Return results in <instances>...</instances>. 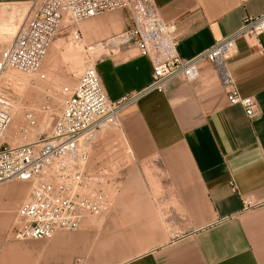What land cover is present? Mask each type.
Here are the masks:
<instances>
[{
	"label": "crops",
	"instance_id": "crops-1",
	"mask_svg": "<svg viewBox=\"0 0 264 264\" xmlns=\"http://www.w3.org/2000/svg\"><path fill=\"white\" fill-rule=\"evenodd\" d=\"M30 1L0 0V5ZM155 3L162 17L177 23L183 58L264 11V0ZM113 12L82 27L88 40L115 32L90 46L107 94L117 100L143 90L153 67L133 43L114 42L131 20L127 10ZM228 65L240 93L257 100V115L249 117L242 106L229 103L207 61L197 80L175 77L164 91L145 93L122 111L115 127L119 139L107 131L97 134L99 129L86 142L89 169L120 166L118 175H109L105 186L113 192L112 204L97 223L93 216L90 227L86 220L80 230L57 231L41 255L9 242L0 264H32L30 257L38 264L42 257L47 264H264V35L256 44L240 37ZM246 196L261 204L243 209ZM8 202L0 199V212L6 211L0 215H8L9 222L18 203L14 195Z\"/></svg>",
	"mask_w": 264,
	"mask_h": 264
},
{
	"label": "built area",
	"instance_id": "built-area-1",
	"mask_svg": "<svg viewBox=\"0 0 264 264\" xmlns=\"http://www.w3.org/2000/svg\"><path fill=\"white\" fill-rule=\"evenodd\" d=\"M30 3L25 22L0 50V184L31 183L28 198L17 210L13 228L16 240H45L57 231H76L89 217L107 210L110 202L105 185L110 174L106 169L88 168L86 142L103 127H119L126 107L145 93L164 91L170 79L197 80L202 61L215 67L230 104L242 106L249 117L257 115V100L240 93L228 61L237 53L240 37H249L256 44L264 35V11L246 16L224 39L191 58H183L177 50V23L162 17L155 0H31ZM118 10L128 11L131 24L113 40L122 44L131 42L141 55L149 57L153 67L150 83L141 91L112 100L96 64H89L77 84L63 87V107L51 133L26 143L11 144L6 134L13 121V101L1 87L3 74L9 69L39 72L62 29L70 30L74 40L80 42L82 32L76 28L78 22ZM25 117L30 125L36 124L33 111H26ZM260 204L250 196L243 197V209Z\"/></svg>",
	"mask_w": 264,
	"mask_h": 264
},
{
	"label": "rangeland",
	"instance_id": "rangeland-1",
	"mask_svg": "<svg viewBox=\"0 0 264 264\" xmlns=\"http://www.w3.org/2000/svg\"><path fill=\"white\" fill-rule=\"evenodd\" d=\"M30 5H31L30 2L26 3V4H15V5H9V6H1L0 5V50L2 47L7 46L12 41V39L14 38L19 27L22 25V23L25 22L28 14L30 12V8H31ZM111 13H114V12H108V13L98 15L95 17H91V18H88V19H85V20L78 22L76 24V28H79L82 31V37H81L82 39L80 40V42H76L74 40V37H73L72 33L70 32V30H67L66 28L62 29V31H60L58 33V35L55 37V39H54L53 43L51 44V46L48 50V53H47L48 55L52 52L56 53L55 55L57 56V58L55 56L56 59H54L53 62L56 63L57 59L59 61H57L58 63H56V64L54 63L55 65L53 64V62L49 65L44 64L46 58L48 57V55H46L47 57H45L39 72L26 73V72H23V71H20L17 69H9L7 71V73H9V71H10L9 74L4 73V75H3L4 80L2 78L3 83H1L2 84L1 87L12 98L13 112H14L13 120L15 118H17L16 115H18V112H16V108H19L21 106L20 107L21 108L20 109V111H21L20 120L21 121H18V123L20 122V127L21 126L22 127L20 129V132H18V134H20L22 139L24 138L23 139L24 141H22V139L20 137L21 142L19 139V142L15 143V144L33 141L40 136H48L51 133V130L53 128V125H54V122L57 118V115H59V113L61 112L62 107H63V94H62L63 87L66 85L74 86L75 84H77L79 77L83 73L84 69L89 64H95L96 63L98 55L96 53L95 48L90 46V45H94L93 44L94 42H96V41L98 42L102 39L108 40L115 33V32H113L108 36L96 37V38H92L91 40H88V39H86V31L82 27V23L89 21V20H92V18H99V17H102L106 14H111ZM73 31H74V29H73ZM121 32H123V29H121L120 31H117L116 35L120 34ZM57 44L59 45L58 47L62 46V44H63V46L61 47V49L59 48L60 50L58 49V47H55V49L53 50L54 46H57ZM79 45L82 46V48H83L82 65L79 68L74 69L68 62L65 61L64 58H60V57L63 56V54H64L63 52H65L64 51L65 49L77 48ZM56 49H58V50H56ZM58 51H60V53L63 51L61 53L62 55L59 54ZM64 61H65V63H64ZM44 65H46V66H44ZM51 65L54 66V67H52L53 69L50 67ZM48 66L50 67V71H49V68L47 69ZM14 70L16 72H14ZM12 72H13V74H15L14 76H16V77H13ZM17 72L19 73V76H18V74L16 75ZM20 74H21V76H20ZM41 74H44L45 76L41 77ZM4 76H6V77H4ZM23 76H24L25 80L23 79ZM18 78H20V79H18ZM21 78L23 79V81ZM27 78H28V84L29 85L26 84ZM52 80L53 81L55 80V82H53ZM14 82H15V84H14ZM31 86H33V87H31ZM34 87H37V88H34ZM26 88H28V89H26ZM30 89H32V90H30ZM27 90H29V91H27ZM22 93H23V95H22ZM27 93H30L31 98L25 96L24 97L25 99H24L23 96L26 95ZM32 97L34 99H32ZM21 101L23 102V104ZM36 103L38 104L39 107L33 105ZM37 107L40 108V111L38 109H36ZM28 110L33 111L35 114L36 124H34V125H30L29 122L27 121L26 117H25V113ZM41 111L47 112L49 114L48 124H47L46 129L44 131H40L39 129H36V127L38 126V122H39V115H41L39 113ZM101 129L102 130H100L97 134H99L101 131L102 132L107 131V135L109 137H112V138L121 137L120 136V130L116 129L115 127H112V126L109 128L103 127ZM94 133L92 134V137H93ZM97 137H98V135H97ZM11 139L12 140L8 139L11 144L13 143V140L14 141L17 140V138L16 139L11 138ZM126 148H127V146H126ZM107 167H108L109 174L111 175L112 178H114L116 176V174L117 175L119 174L118 171H115L116 169L118 170L120 168V166H118V163H115L114 166H111L109 164V166H107ZM11 182L24 183L26 185V189H25L24 194L22 195L20 202H18V204L14 208L13 213L11 214L12 215L11 220L8 222V220H7L8 215H6L4 217H3V215L2 216L0 215V258H1L2 253L4 252L6 244H8L9 242L16 244L15 248L22 251V252L26 251L29 247V249L34 250L36 253H40V255H41L44 253V251H46V248L44 247V245L45 244L47 245L50 241L54 242L53 237L57 233L52 237L53 239L50 238V239H45V240H24V241H21V240H16L13 237V228H14L15 223L17 221V210H18L19 206L29 196V193L31 191V183L28 181H11ZM2 186H4L3 183H2V185H0V188ZM105 189L109 195V200H110V198H112V196H113V192L109 190V187L105 186ZM12 196L13 195H10L8 193H4L2 191L0 192V199L3 200L4 202L9 201L7 204L9 206L11 203L10 201L12 199ZM111 204H112V202H110V205ZM5 212L6 211H2L0 213H5ZM91 217H93V216H91ZM91 217H90V219H91ZM97 217H99V215L98 216L96 215L93 217V219L95 220L94 223H97V221H96V219H98ZM91 224H92V221L87 219L86 226L90 227ZM83 226H82V228H83ZM29 260H31L33 262L32 264H38V260H36L32 257H30ZM104 260H105V256H104V259L102 261H104ZM39 261L43 262V264L49 263L47 258H43V257ZM56 262H58V260H55V263Z\"/></svg>",
	"mask_w": 264,
	"mask_h": 264
},
{
	"label": "bare ground",
	"instance_id": "bare-ground-1",
	"mask_svg": "<svg viewBox=\"0 0 264 264\" xmlns=\"http://www.w3.org/2000/svg\"><path fill=\"white\" fill-rule=\"evenodd\" d=\"M95 17V16H94ZM53 43V42H52ZM60 43V42H59ZM61 45V44H60ZM59 45L57 44V46H54V48H53V50L55 49V47H58ZM62 46H63V44H62ZM62 46H60V47H58V49L60 48L61 49V47ZM58 49H56V50H58ZM59 49V50H60ZM51 50V49H50ZM65 52H63L64 54H63V56H61L60 58H64L65 59V61L66 62H68L74 69L75 68H79L81 65H82V55H83V48H82V46H78L77 48H67V49H65L64 50ZM51 52V51H50ZM61 52V53H62ZM58 53L59 54H61L60 53V51H58ZM56 53H54V52H52V53H50L49 55H48V57L46 58V60H45V62H44V64H51L53 61H54V59H56L57 58V56L55 55ZM62 55V54H61ZM55 56H56V58H55ZM59 56V55H58ZM45 59V58H44ZM63 60V59H62ZM44 61V60H43ZM57 61H59L58 59H57ZM56 61V63H58ZM65 61H64V63H65ZM55 62H53V64H54ZM55 63V64H56ZM54 64V65H55ZM46 65H44V66H46ZM51 68L52 67H54V66H50ZM50 67L48 66L47 67V69L49 68V71H50ZM46 69V68H45ZM53 69V68H52ZM8 71V70H7ZM7 71L5 72V73H7ZM14 72H16L15 70H14ZM9 73H10V71H9ZM9 73H7V74H9ZM12 74H13V72H12ZM18 74V76H19V73L17 72L16 73V75ZM4 75V74H3ZM15 74H13V77H16V76H14ZM23 75V74H22ZM50 75V74H49ZM54 75V74H53ZM20 76H21V74H20ZM4 77H6V76H4ZM26 77V76H25ZM42 77V76H41ZM3 78V77H2ZM31 78V77H30ZM10 79V78H9ZM16 79V78H15ZM18 79H20V78H18ZM17 79V80H18ZM22 79V78H21ZM23 79H24V76H23ZM23 79H22V81H23ZM56 79V78H55ZM3 80H4V78H3ZM3 80H2V82L1 83H3ZM25 80V79H24ZM27 83L26 84H28V78H27ZM25 81V82H26ZM31 81V80H30ZM35 81V80H34ZM53 81V80H52ZM7 82V81H6ZM39 82V81H38ZM53 82H55V80L53 81ZM5 84V83H4ZM14 84H15V82H14ZM37 84V83H36ZM45 84V83H44ZM2 85V84H1ZM17 85V84H16ZM29 85V84H28ZM34 85V84H33ZM37 86V85H36ZM30 87V86H29ZM31 87H33V86H31ZM42 87V86H41ZM34 88H37V87H34ZM39 88V87H38ZM26 89H28V88H26ZM25 89V90H26ZM43 89V88H42ZM14 90V89H13ZM30 90H32V89H30ZM37 90V89H36ZM44 90V89H43ZM42 90V91H43ZM15 91V90H14ZM27 91H29V90H27ZM24 92V91H23ZM37 93V92H36ZM19 95V94H18ZM22 95H23V93H22ZM25 96H27V97H30L31 95H30V93H27L26 95H24L23 96V98L25 97ZM34 96V95H33ZM36 96V95H35ZM39 96V95H38ZM19 97V96H18ZM26 97V98H27ZM31 98V97H30ZM25 99V98H24ZM32 99H34L33 97H32ZM29 100V99H28ZM31 100V99H30ZM32 101V100H31ZM20 102V101H19ZM22 102V101H21ZM25 102V101H24ZM22 104H23V102H22ZM37 104V103H36ZM36 104H33V105H35V106H38V104L36 105ZM21 105V104H20ZM21 107V106H20ZM16 108V112H18V115H16V117L17 118H15L14 120H13V122H12V124L10 125V127H9V129H8V131H7V134H6V138H7V140L9 139V140H12L11 138H17V140L16 141H14L13 140V145H17V144H15V143H17V142H19V139H20V134H18V132H20V129H21V127H20V122L18 123V121H21L20 120V113H21V111H20V109L21 108ZM39 107V106H38ZM36 108V109H38L39 111H40V108ZM33 108V107H32ZM12 113H13V116H14V112H13V109H12ZM39 113V112H38ZM37 113V114H38ZM17 114V113H16ZM39 114H41V115H39V122H38V126L36 127V129H39L40 131H44L45 129H46V126H47V124H48V118H49V114L47 113V112H43V111H41ZM19 118V119H18ZM28 121V120H27ZM29 122V121H28ZM104 128H107V127H104ZM21 139H22V137H21ZM21 139H20V142H21ZM24 139V138H23ZM22 139V141H24ZM8 140V141H9ZM10 142V141H9ZM20 144H22V143H20ZM6 183V184H5ZM5 183H3L4 184V186H2V189L3 190H5V191H8L9 193H11L12 195H14V198H15V201L18 203V202H20V200H21V198H22V195L24 194V192H25V189H26V185L24 184V183H15V182H11V181H9V182H5ZM0 185H2V183L0 184ZM28 198V197H27ZM57 233V232H56Z\"/></svg>",
	"mask_w": 264,
	"mask_h": 264
}]
</instances>
